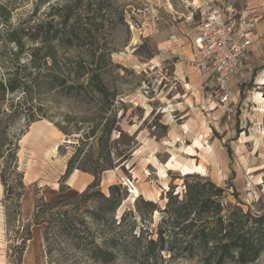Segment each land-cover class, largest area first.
I'll use <instances>...</instances> for the list:
<instances>
[{"label":"rangeland","instance_id":"obj_1","mask_svg":"<svg viewBox=\"0 0 264 264\" xmlns=\"http://www.w3.org/2000/svg\"><path fill=\"white\" fill-rule=\"evenodd\" d=\"M197 3L0 0V264H204L216 236L194 238L191 256L144 253L159 227L171 234L169 242L191 238L181 226L192 233L208 222L202 227L214 232V202L191 205L179 224L163 211L169 196L173 207L187 198L186 185L197 197L220 201L223 215L236 207L264 212V109L256 99L257 91L264 96L258 84L264 22L230 80L227 113L216 98L202 102L211 90L200 89L203 78L194 68L184 60L168 64L161 53L171 32H195ZM247 3L264 14V0H217L236 10ZM14 28L20 45L9 39ZM52 72L62 85L50 88ZM94 74L105 96L94 89ZM13 75L18 88L2 89ZM31 104L43 108L27 118ZM74 153L77 168L64 177ZM94 168L99 181L86 198L81 193ZM208 181L222 187L219 195ZM110 185L118 204L109 209L96 191L108 196ZM138 196L156 208L135 204ZM96 246L110 249L111 259L97 260ZM245 264H264V250Z\"/></svg>","mask_w":264,"mask_h":264},{"label":"trees","instance_id":"obj_2","mask_svg":"<svg viewBox=\"0 0 264 264\" xmlns=\"http://www.w3.org/2000/svg\"><path fill=\"white\" fill-rule=\"evenodd\" d=\"M52 7L53 5L50 8ZM68 7L69 5H66L64 8H68ZM47 22L51 23V20ZM47 34L48 33L46 32L44 37H41L43 41H47L49 39V35ZM8 36L9 39L13 40L18 45L21 44L20 39L18 38L17 35V30L15 28L9 31ZM98 78H99L98 75L94 74L89 79L91 80V82H95L94 89L96 90V92L99 93L101 96H105L106 89L100 83V80H97ZM46 82H48L47 84L50 86V88L53 86H60L63 84L62 78L59 77V75L55 72H52L49 75ZM26 85L27 84H25V89H23V94H25L24 95L25 97L28 96V93L26 91L27 90L26 88L28 86L26 87ZM1 87L2 89L4 87H7L11 91L16 90L18 88L16 76L13 75L12 78L7 79V83H2ZM42 108H43L42 105L31 104L27 109V114H26L27 118L30 117L32 118L33 114L37 112H41ZM40 115L42 117L48 116L45 113H41ZM60 128L65 133H68L67 129L63 127ZM2 133H3V129L0 127V136ZM9 151H11V149ZM74 156L75 153L68 160V165L66 167L64 177L68 176L74 168H77L76 166H73ZM13 168L16 171L15 165L13 166ZM91 172L94 174L95 178L93 182L88 184L81 193L86 198L91 197L92 193L90 192V189L96 186L99 181V171H97V169L94 168L91 169ZM17 174L18 173L16 172V175ZM1 180L3 184L6 186L7 182L4 179V174H1ZM18 182L22 184L21 181L18 180ZM208 184L212 186L215 191H217V195H219L220 192L223 190L222 187L215 186L213 183L209 181ZM115 186L116 185H110L108 187L109 190L108 196L104 195L101 191H96L100 195L101 201L105 203L107 205V208L109 209L114 208L118 204V201H116L112 196V190L113 188H115ZM190 189H191L190 186L186 185L187 198L180 201L178 206L175 207L172 206L173 205V202L171 200L172 197L169 196L163 211L165 213L169 212V216L173 220V222L175 224H179V219L183 218L185 220L186 217L188 216L189 211L191 209V205L199 203L200 208H208L209 205L214 202L215 204L214 208H216L214 232H212L211 230H206L204 227H202L208 224V222H206L204 225H202L192 233H184V226H181L177 230L181 231L183 236H187L191 234L190 236L191 238L186 239L184 241L185 243L178 242L176 240L177 238H175L173 242H169L168 236H171V234H165L166 229L163 227H159L156 231L157 234L156 238H153L152 236L148 237L144 253L150 254L153 252L154 254L155 252V255L156 254L160 255L163 250H167L168 252L171 251L169 253V257H174L175 255H182V254L191 256L193 254L192 242L194 238H199L202 242H206L209 238L216 236V242L213 247V251L211 252L212 253L211 256L205 255L203 257L204 264H221L225 259H230L240 264H245L247 262L256 259L257 256L260 254V252L264 250V212L261 214L256 213V215H253L251 212H243L240 207H236V209L233 212H231L229 216L228 215L226 216L221 213L222 206L220 205V201L211 200L210 198L211 196L197 197L196 194L197 191L192 193ZM175 195L176 194H174L173 196L175 197ZM133 200L135 204L136 201L139 200L143 202V204L149 206L150 209L156 208V205L153 201L141 199L140 196L134 198ZM124 214L125 212L122 213L121 217ZM118 224H120V222H118ZM133 237L135 238V240L138 241L141 240L139 236L137 237L135 236V233L133 234ZM96 250H98V254H99L97 260L107 262L111 259L112 251L107 247L96 246ZM211 257H215L213 263L211 262Z\"/></svg>","mask_w":264,"mask_h":264},{"label":"built area","instance_id":"obj_3","mask_svg":"<svg viewBox=\"0 0 264 264\" xmlns=\"http://www.w3.org/2000/svg\"><path fill=\"white\" fill-rule=\"evenodd\" d=\"M194 12L198 14L195 32L191 36L171 32L161 53L168 64L184 60L194 68L203 78L200 89L211 90L201 94L202 102L210 104L212 97L216 98L217 104L229 113L233 96L230 80L246 58L264 14L248 3L240 10L231 5L219 7L217 0H198ZM261 66L264 75V58ZM261 134L264 135V128Z\"/></svg>","mask_w":264,"mask_h":264},{"label":"bare ground","instance_id":"obj_4","mask_svg":"<svg viewBox=\"0 0 264 264\" xmlns=\"http://www.w3.org/2000/svg\"><path fill=\"white\" fill-rule=\"evenodd\" d=\"M261 79H262V80H261ZM261 79H260V81L258 82V84H260V85H264V77H262ZM256 99L262 103V107H263V109H264V96H263V94L260 93V91H257V92H256ZM263 111H264V110H263Z\"/></svg>","mask_w":264,"mask_h":264}]
</instances>
